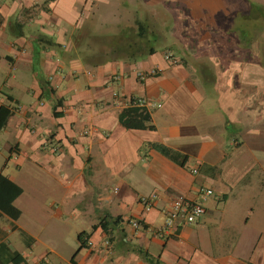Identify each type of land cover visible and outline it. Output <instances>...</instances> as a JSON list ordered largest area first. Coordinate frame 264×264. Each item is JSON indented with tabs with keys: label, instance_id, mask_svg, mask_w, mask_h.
<instances>
[{
	"label": "crops",
	"instance_id": "0c3cea01",
	"mask_svg": "<svg viewBox=\"0 0 264 264\" xmlns=\"http://www.w3.org/2000/svg\"><path fill=\"white\" fill-rule=\"evenodd\" d=\"M113 1L0 0V264L10 251L27 264H264V31L247 45L252 25L233 28L264 17V0H213L194 48L180 33L159 51L167 37L146 21L140 35L141 19L130 31L148 48L117 33L81 43ZM131 108L143 127L123 124L143 115ZM200 186L213 190L202 218L167 229L170 204L200 201Z\"/></svg>",
	"mask_w": 264,
	"mask_h": 264
},
{
	"label": "rangeland",
	"instance_id": "374dc122",
	"mask_svg": "<svg viewBox=\"0 0 264 264\" xmlns=\"http://www.w3.org/2000/svg\"><path fill=\"white\" fill-rule=\"evenodd\" d=\"M128 1L114 0L112 4L115 8L113 7V9H108L109 7L106 5L104 9L105 11L102 12L103 15H97L95 14L97 11H94L92 15L86 19L85 25L83 29H81L84 31L82 36L83 40H81V43L85 45L90 43L89 39H91L93 35L100 32V34H104V44L108 45L109 43H112L110 42L109 38L111 34L117 33L119 35L126 34L125 38H133L131 44L136 43L148 48L150 47L149 43L136 40V38L133 36L134 33L130 31V27L136 28V19H141L148 22L149 26L154 24V26H152L153 29L158 32V34L160 33V35L163 34L165 37H167L168 40H160V43L159 41H152V44L155 45V48L159 49L161 52L163 51L164 44L179 43L181 46H183L182 41L177 40V37L180 38V33H183V36L187 38L189 47L194 48L195 44L197 43L196 35L204 34L207 30L213 29V0H151L147 6H145V2L149 0ZM203 2L206 6L201 5ZM196 5L199 7H195ZM262 5L263 9L256 7V5L254 6L258 13H264V2ZM259 17L260 16L240 22L242 24L247 22V26L252 25L250 27L252 28L251 31H253L251 38H249L248 33H246L247 35L245 34L247 36V45H251L252 43L256 42L259 39V35L261 36L262 32L264 31V18L262 16L260 18ZM178 18H184L186 26L182 27V25H178ZM235 19L238 20V18ZM227 27H230V25L222 26V24L217 23V28L219 30L225 31L224 29H227ZM124 43H127V41L124 40ZM261 44L264 45V40L261 41ZM106 50L108 51L109 48L106 47ZM168 51L172 52V49L166 48L164 50V55ZM37 217V220H41V223H47L43 220L46 219L45 217H40L39 214ZM11 236L12 243L18 247L21 246L20 244H22V242L20 240L19 233L14 232ZM50 236L51 234L48 232L47 237ZM22 249L25 251H30L25 245H23ZM70 249L71 252H68L71 253L69 254V258L77 249L76 237H74L73 247ZM51 259L56 261V264L59 262L65 264L67 260L65 258H59L56 256H51Z\"/></svg>",
	"mask_w": 264,
	"mask_h": 264
},
{
	"label": "built area",
	"instance_id": "2783aa9c",
	"mask_svg": "<svg viewBox=\"0 0 264 264\" xmlns=\"http://www.w3.org/2000/svg\"><path fill=\"white\" fill-rule=\"evenodd\" d=\"M165 57L171 60L175 64L180 63V59L176 57L171 51L166 52ZM153 72H156V71H153ZM145 76L146 75L144 73L141 74V77H145ZM119 77L120 76H115L116 79H118ZM129 101L130 103L140 104L143 106L150 105V104L154 106L160 105L155 102H151L147 100L146 98H141V97H131ZM194 171L197 172V170H194ZM211 194H213V190L211 188L206 187V186H200L199 188V195L201 198L200 201H193V200H189L185 198H179V199L174 200L170 204V206L167 208L165 227L167 229L172 228L175 222L179 219L189 224L198 222L206 212L204 201ZM155 198H156V195L150 198H145L144 202L148 208L153 206ZM130 221L136 227L140 225L137 219L133 218ZM105 245L107 247L111 246V240L106 239Z\"/></svg>",
	"mask_w": 264,
	"mask_h": 264
},
{
	"label": "trees",
	"instance_id": "16d2710c",
	"mask_svg": "<svg viewBox=\"0 0 264 264\" xmlns=\"http://www.w3.org/2000/svg\"><path fill=\"white\" fill-rule=\"evenodd\" d=\"M245 14H237L235 18H238V20L235 19V26L233 27L234 30L239 34V35H242L243 33H245L247 30H248V26L247 24H242L240 22L243 21V17H244ZM258 17V16H256ZM264 18V17H263ZM138 30H139V34L140 35H144L145 32H146V23L145 21H141L138 23ZM250 33L252 34V31H250ZM250 34V35H251ZM239 40L242 42L241 40V36L239 37ZM172 53L176 56L177 54L172 50ZM179 58V57H178ZM180 59V62L182 61L181 57L179 58ZM156 73V72H155ZM46 87V86H45ZM127 112H133L134 114L138 115V114H143V111H140L138 109H135V108H131L129 109ZM147 114H143V115H140V118L138 121H134V120H131V121H125L123 122V124L127 127H143V124H142V118H147ZM105 225V224H104ZM22 235L23 237H26L27 234L25 232H22ZM85 235L84 232L80 233L79 234V240L82 241V238L83 236ZM76 255V254H75ZM146 258L148 260H150L148 258L147 255H145ZM74 260V256L72 258V261ZM8 262H11L13 264H27L25 259L22 257V255L17 252V251H10V255L8 256Z\"/></svg>",
	"mask_w": 264,
	"mask_h": 264
}]
</instances>
